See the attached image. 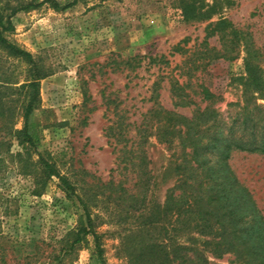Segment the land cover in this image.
<instances>
[{
	"label": "rangeland",
	"instance_id": "374dc122",
	"mask_svg": "<svg viewBox=\"0 0 264 264\" xmlns=\"http://www.w3.org/2000/svg\"><path fill=\"white\" fill-rule=\"evenodd\" d=\"M16 4L0 0V13ZM221 18L264 49V0H80L64 11L44 5L11 17L10 40L48 72L30 131L76 195L46 180L37 155L14 137L24 124L28 66L0 52V264H88L92 236L72 246L85 224L77 198L107 264H193L176 259L177 246L205 249L208 239L181 228L165 207L180 174L179 128L166 137L165 120L151 110L176 121L211 109L224 124L241 113L244 52L213 59L218 35L203 46L207 25ZM175 81L193 105H176ZM227 165L264 219V156L233 152ZM204 255L207 264H248L234 254Z\"/></svg>",
	"mask_w": 264,
	"mask_h": 264
},
{
	"label": "trees",
	"instance_id": "16d2710c",
	"mask_svg": "<svg viewBox=\"0 0 264 264\" xmlns=\"http://www.w3.org/2000/svg\"><path fill=\"white\" fill-rule=\"evenodd\" d=\"M78 1L80 0H17L18 4L9 15L0 13V52L10 58L22 60L28 66L26 84L21 87L25 89L27 98L23 107L24 124L21 130L14 131V137L19 145L28 146L37 155L43 177L46 180L51 177L58 179L63 190L70 196L76 195L74 186L61 175L55 164L40 154L38 134L31 132L28 124L29 117L40 103V82L48 76V72L31 53L11 41L9 34L14 32L11 17L18 12L44 5L64 11ZM217 3L214 1L212 5H206L207 18L215 12ZM183 8L185 13L190 10L195 13L191 6L185 5ZM205 32L204 48L207 47V39L215 35H218L221 42V51H216L213 59L233 60L241 51L244 52V75L239 79L243 86V107L241 113L230 118L226 124L218 122L215 111L211 109H196L191 118L175 115L173 117H177L176 121L171 119L173 114L170 112L164 111L162 115L160 110H151L156 118L162 117L159 120H165L162 127L166 137L171 136L176 126L179 128L182 147L179 179L169 189L165 207L169 211H175V222L181 228L195 229L200 236L208 239L203 243L205 249L198 246H177L176 251L179 253L177 252L176 259L185 263L207 264L204 252H208L217 258L234 254L248 264H264V219L250 194L237 182L227 165L233 152L264 156V103H258L259 100L264 101V49L255 46L249 32L238 29L222 18L208 24ZM173 84L174 96L180 101L176 105H193L184 93L183 86L178 81ZM202 92L210 97L206 89L202 88ZM77 199L84 210L85 224L77 230L72 246L91 235L94 247L88 264H107L90 212L84 202ZM143 204L142 201L140 205ZM188 252L192 253L194 259L188 256Z\"/></svg>",
	"mask_w": 264,
	"mask_h": 264
}]
</instances>
